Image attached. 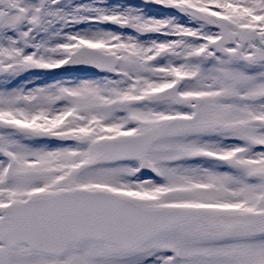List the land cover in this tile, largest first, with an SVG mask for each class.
Here are the masks:
<instances>
[{"label": "snow or ice", "instance_id": "snow-or-ice-1", "mask_svg": "<svg viewBox=\"0 0 264 264\" xmlns=\"http://www.w3.org/2000/svg\"><path fill=\"white\" fill-rule=\"evenodd\" d=\"M0 264H264V0H0Z\"/></svg>", "mask_w": 264, "mask_h": 264}]
</instances>
